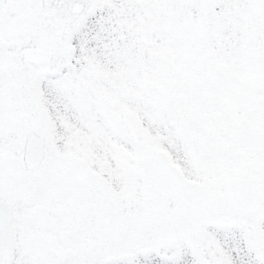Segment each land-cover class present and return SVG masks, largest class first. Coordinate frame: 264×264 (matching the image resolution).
Here are the masks:
<instances>
[{"label": "snow or ice", "instance_id": "obj_1", "mask_svg": "<svg viewBox=\"0 0 264 264\" xmlns=\"http://www.w3.org/2000/svg\"><path fill=\"white\" fill-rule=\"evenodd\" d=\"M0 264H264V0H0Z\"/></svg>", "mask_w": 264, "mask_h": 264}]
</instances>
